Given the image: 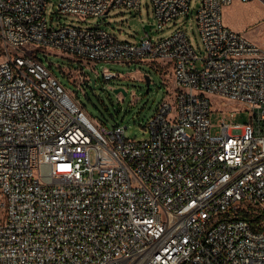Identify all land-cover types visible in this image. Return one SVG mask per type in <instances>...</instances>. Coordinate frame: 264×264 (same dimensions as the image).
Returning a JSON list of instances; mask_svg holds the SVG:
<instances>
[{"label": "built area", "instance_id": "obj_1", "mask_svg": "<svg viewBox=\"0 0 264 264\" xmlns=\"http://www.w3.org/2000/svg\"><path fill=\"white\" fill-rule=\"evenodd\" d=\"M234 1L201 0L200 57L182 27L133 43L52 25L51 0H0V264H264V44L224 24ZM191 2L151 0L153 27ZM140 5L57 0L60 14L82 18ZM40 48L94 64L166 62L174 100L147 139L126 138L127 126L108 129L59 82ZM212 96L223 109L242 104L248 122L229 109L214 126Z\"/></svg>", "mask_w": 264, "mask_h": 264}, {"label": "rangeland", "instance_id": "obj_2", "mask_svg": "<svg viewBox=\"0 0 264 264\" xmlns=\"http://www.w3.org/2000/svg\"><path fill=\"white\" fill-rule=\"evenodd\" d=\"M201 0H192L191 10L179 17L168 27L149 30L153 41L170 36L182 27L197 54L202 57L204 50L196 25L195 14ZM46 16L52 25H72L77 27H101L107 29L120 40L138 43L145 35L146 25H154L151 0H141L137 9L115 8L102 17L64 15L58 12L57 0H51ZM223 22L231 29L245 34L254 42L264 44V3L260 0L249 2L234 1L223 10ZM35 55L51 70L59 82L108 129L118 124L126 127V138L144 140L149 137L147 123L155 115L158 107L166 100H174L175 81L172 65L166 62H84L80 59L53 49L35 50ZM200 67V61L197 62ZM86 77L81 81L78 70ZM115 71L120 78L105 80L102 72ZM146 75L150 84L145 81ZM87 78V79H86ZM89 79V80H88ZM80 85V87H79ZM123 91L116 92V89ZM211 122L214 126L225 115L226 110L237 111L235 123H246L250 112L240 103L231 102L226 109L221 108L222 98L212 96ZM213 133L217 128L212 129Z\"/></svg>", "mask_w": 264, "mask_h": 264}, {"label": "water", "instance_id": "obj_3", "mask_svg": "<svg viewBox=\"0 0 264 264\" xmlns=\"http://www.w3.org/2000/svg\"><path fill=\"white\" fill-rule=\"evenodd\" d=\"M153 26L154 25H146L145 28H146L147 31H149ZM145 81H146L147 85L150 84V78H149L148 75H146ZM120 91H123V88L116 89V92H120Z\"/></svg>", "mask_w": 264, "mask_h": 264}, {"label": "trees", "instance_id": "obj_4", "mask_svg": "<svg viewBox=\"0 0 264 264\" xmlns=\"http://www.w3.org/2000/svg\"><path fill=\"white\" fill-rule=\"evenodd\" d=\"M83 105V104H82ZM85 107V106H84ZM86 108V107H85ZM87 109V108H86ZM88 111V110H87ZM89 112V111H88ZM90 113V112H89ZM91 114V113H90ZM94 118H96L93 114H91ZM97 119V118H96Z\"/></svg>", "mask_w": 264, "mask_h": 264}, {"label": "bare ground", "instance_id": "obj_5", "mask_svg": "<svg viewBox=\"0 0 264 264\" xmlns=\"http://www.w3.org/2000/svg\"><path fill=\"white\" fill-rule=\"evenodd\" d=\"M121 77V76H120Z\"/></svg>", "mask_w": 264, "mask_h": 264}]
</instances>
